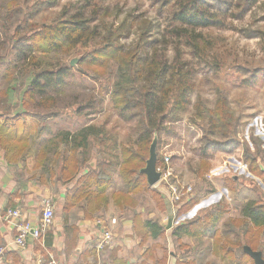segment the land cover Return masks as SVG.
I'll use <instances>...</instances> for the list:
<instances>
[{
	"label": "trees",
	"instance_id": "obj_1",
	"mask_svg": "<svg viewBox=\"0 0 264 264\" xmlns=\"http://www.w3.org/2000/svg\"><path fill=\"white\" fill-rule=\"evenodd\" d=\"M256 1L157 0L159 11L170 8L169 19L173 26L168 33L176 42L169 58L168 45L161 47L158 44L156 47H150L144 54L141 46L144 38L132 49H122L115 38L122 34L127 20L123 19L118 23L119 8L111 13L106 8L95 7L93 16L89 15L96 18L92 21L82 6L73 13L63 7L51 22L36 25L29 21L30 30L22 33L18 27L11 31L9 25L11 6L17 4V0H0V44H4L2 48L8 49L16 60H27L29 65L23 76L24 79L28 78V81L26 85H22L18 101L21 111L11 112L7 103L4 104L3 110L0 107V150L3 152V158L8 164L21 165L23 173H31L29 179H37L41 184L45 185V179L49 178L64 186L73 183L66 188L63 210L84 202L81 204L85 205L89 212H93L91 209L96 206L100 197L107 203L109 199L103 195L105 186H101L104 179H111L109 170L116 168L124 180L125 190H118L111 198L120 210L136 207L137 199L134 196L146 192L159 210L165 211L166 200L161 189L149 187L146 176L140 169L145 166L149 156L153 135H157V130L163 128L165 123L180 121L181 114L187 111L191 101L194 91L191 77L193 69L181 61L180 45L197 47V42L202 37L196 30L220 25L221 17L230 12L232 17L241 18ZM109 18L112 19L111 24L107 22ZM96 21L97 23H94ZM160 49L161 58L158 57ZM53 52L80 56L79 69L94 82L102 78L106 81L112 78L109 94L113 107L121 120L133 125L136 135L135 139L121 142L117 147L113 145L112 149L117 151L116 154L113 151L112 154L105 151L111 138L106 130L95 124H85L75 131H61L51 138L43 135L51 130L36 121L42 123L55 115L53 108L58 96L63 88L71 85L68 79L72 69L68 63H58L54 66L41 63L39 56ZM7 65L11 70L16 67L17 62L9 60ZM7 93V89L3 91L4 95ZM221 94L217 95L213 109L201 108L200 103H197V109L201 119L209 115L215 117V123L225 125L228 130L224 136L229 141L235 139L237 134L236 122L227 113L226 100ZM255 140L254 151L244 144L243 160L252 174L264 180V171L257 159L260 157L258 155L262 156L264 149H261L260 143ZM36 141L40 142V148L32 155L30 147ZM207 142L225 147L224 141L209 139ZM90 162H94V165L91 166ZM160 166H163L162 158L156 161V167ZM208 168V161L201 160L200 176ZM237 180L234 177L226 179L230 189L232 185H236ZM91 183L98 189L91 190ZM241 186L239 184V187ZM195 202L191 198L175 204L176 216L189 210ZM227 209V206L217 203L206 214L207 217L206 212H203L201 216L175 227L171 236H179L181 233L198 235L205 228V223L219 222ZM240 215V219L227 218L222 224V229L214 233L217 241L214 247L219 248L223 256L230 259L245 255L244 245L252 250H264L263 200L246 201L240 207ZM132 218L133 229L141 238V242L146 241L148 234L152 238L165 235L164 228L158 221L142 219L139 213L134 214ZM52 235V232L47 231L42 237L43 245L36 242L34 247V251H38L47 261L49 251H52ZM146 252L148 251L144 254ZM153 264H166V256L161 259L153 258Z\"/></svg>",
	"mask_w": 264,
	"mask_h": 264
},
{
	"label": "rangeland",
	"instance_id": "obj_2",
	"mask_svg": "<svg viewBox=\"0 0 264 264\" xmlns=\"http://www.w3.org/2000/svg\"><path fill=\"white\" fill-rule=\"evenodd\" d=\"M81 6L87 16H93L95 7L106 8L111 13L120 9L118 23L124 19L127 24L115 40L123 50L132 49L144 38L141 41L144 54L150 47L160 44L161 47L168 45L169 58L172 56L176 39L168 33L173 26L169 19L170 8L159 11L157 0H17V4L11 6L10 30L18 27L19 32H28L29 21L36 25L48 23L59 15L63 7L73 13ZM230 13L221 17L220 25L196 30L202 37L197 47L180 45L181 61L193 69L194 91L180 121L165 123L157 130L156 154L157 159H163V166L157 169L162 174L156 187L163 189L169 198V184L191 185L192 194L188 200L195 198V207L199 205V209H204L208 203H221L231 210L227 215L237 216L246 201L259 199L264 202V180L252 174L243 160L244 144L254 151L256 139L264 149V0H257L241 18H234ZM95 19L91 17L92 21ZM107 22L111 24L112 19H107ZM3 46L0 44V107L3 110L7 103L11 112L17 113L21 111L18 101L22 85L28 81L23 76L29 65L27 60H16ZM161 51H158L159 58ZM39 59L41 63L52 66L72 63V74L68 79L71 85L63 88L58 96L53 108L55 115L42 123L36 121L50 128V133L43 134L46 138L61 131H75L91 123L106 130L111 143L108 141L105 151L111 154L112 151L117 153L112 149L113 145L117 147L121 142L136 138L133 125L121 120L113 107L109 94L112 78L92 81L79 69L80 56L76 54L53 52L39 56ZM9 60L17 62L11 70L7 65ZM6 89L8 93L4 95ZM220 93L225 97L227 113L236 122L237 134L229 141L224 136L228 128L215 123V117L207 115L201 119L197 109V103L201 108L213 109ZM209 139L224 141L225 147L211 145L207 142ZM38 146L40 142L36 141L32 149L36 150ZM258 156V162L264 167V151L262 156ZM203 159L208 161L209 168L200 176ZM229 177L238 179L235 182L237 186L232 185L231 189L226 183ZM134 197L139 206L136 205L131 216L139 212L142 219L166 223V218L162 217L148 193L142 192ZM165 240L162 237L158 243L163 245Z\"/></svg>",
	"mask_w": 264,
	"mask_h": 264
},
{
	"label": "crops",
	"instance_id": "obj_3",
	"mask_svg": "<svg viewBox=\"0 0 264 264\" xmlns=\"http://www.w3.org/2000/svg\"><path fill=\"white\" fill-rule=\"evenodd\" d=\"M34 145L30 147L32 155L36 154L40 148L38 146L36 150H33ZM90 165L93 166L94 162ZM114 171H117V174H113ZM109 174L111 179H104L101 186H105L103 195L109 199L107 203L100 197L96 206L91 209L94 210L93 212H89L87 207L81 204L84 202L63 210L66 188L73 183L64 186L50 178L45 179V185L37 179L33 181L29 179L31 174L22 172L21 165L8 164L0 150V247L4 249L0 255V264H36V256L40 254L34 251L37 241L28 240L25 248L14 246L13 241L18 232L20 219L6 217V213L9 209H19L21 219L37 222L42 212L41 201L45 198L51 199L54 209V218L48 231L53 234L49 258L51 256L56 264H153V258L161 259L164 255L166 264L187 261L193 264H231V262L232 264H254L253 259L244 250L245 255H237L230 259L223 256L219 248L214 247V233L222 229V224L227 218L240 219V210L237 216H230L227 214L231 210L227 209L219 222L205 223V228L198 235L190 236L181 233L179 236H171L175 227L201 216L203 212H206L205 215L208 214L217 203H208L203 207L204 209H199V205L195 207V203L189 210L176 216L175 204L162 189L160 191L166 200V210H159V212L163 218H166V223L162 224L159 220L153 221H158L162 225L165 231L163 239L166 240L162 242L163 245H160L158 242L162 237L152 238L148 234L146 241L141 242V238L133 229V215L131 216L132 210L136 208L131 207L122 211L111 198V195L118 190H125L124 180L117 169H110ZM149 187L158 188L156 184ZM90 189L97 190L98 187L91 183ZM171 212L173 219L170 228H167ZM105 230L112 232V243L104 250L97 251L94 249V242ZM145 251L148 252L144 254ZM262 258L264 259V252H262Z\"/></svg>",
	"mask_w": 264,
	"mask_h": 264
},
{
	"label": "built area",
	"instance_id": "obj_4",
	"mask_svg": "<svg viewBox=\"0 0 264 264\" xmlns=\"http://www.w3.org/2000/svg\"><path fill=\"white\" fill-rule=\"evenodd\" d=\"M158 169V168H157ZM161 179V178H160ZM170 201L173 204L183 202L188 200L192 194L191 185H177L169 184ZM42 212L40 218L37 222L28 221L26 219H21V212L19 209H9L6 213V217H12L15 219H20L18 223V232L14 238L13 244L18 248H25L28 240H35L43 245V235L48 231L49 227L54 218V209L52 201L49 198L42 199ZM113 240V234L109 230H105L94 242V249L97 251H102L106 247L110 246ZM4 249L0 247V255L3 253ZM36 264H56L53 258L50 256L47 261L41 254L36 256Z\"/></svg>",
	"mask_w": 264,
	"mask_h": 264
},
{
	"label": "water",
	"instance_id": "obj_5",
	"mask_svg": "<svg viewBox=\"0 0 264 264\" xmlns=\"http://www.w3.org/2000/svg\"><path fill=\"white\" fill-rule=\"evenodd\" d=\"M156 144H157V135L154 134L149 147V156L145 161V166L140 169V172L144 173L146 176V182L148 186H154L160 180L162 174L160 171L157 170L156 167V161H157ZM260 167L264 171V167L261 165V163H260ZM172 219H173V213L171 212L167 221V228H170ZM243 250L248 256L251 257V259H253L254 264H264V259L262 258L261 251H254L249 246H244Z\"/></svg>",
	"mask_w": 264,
	"mask_h": 264
}]
</instances>
